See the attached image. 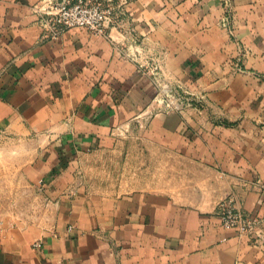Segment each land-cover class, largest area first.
Masks as SVG:
<instances>
[{
	"label": "crops",
	"instance_id": "crops-1",
	"mask_svg": "<svg viewBox=\"0 0 264 264\" xmlns=\"http://www.w3.org/2000/svg\"><path fill=\"white\" fill-rule=\"evenodd\" d=\"M55 1L0 0V132L37 141L44 200L0 264H264V0H128L51 39ZM154 65L203 97L150 112ZM231 197L258 233L223 225Z\"/></svg>",
	"mask_w": 264,
	"mask_h": 264
},
{
	"label": "rangeland",
	"instance_id": "rangeland-1",
	"mask_svg": "<svg viewBox=\"0 0 264 264\" xmlns=\"http://www.w3.org/2000/svg\"><path fill=\"white\" fill-rule=\"evenodd\" d=\"M160 78L156 86L154 102L150 112L183 111L193 106L195 97H199L181 83L166 79L165 73H152ZM200 102V101H199ZM178 107V108H177ZM31 136L18 139L9 133L0 132V175L5 181L0 184V226L7 224H23L36 219L35 214L42 211L44 200L41 198L39 184L34 180V161L38 153L37 141ZM15 144L22 145L21 159L14 158ZM19 149V148H18ZM6 153L5 159L3 154ZM5 162V166L4 163Z\"/></svg>",
	"mask_w": 264,
	"mask_h": 264
},
{
	"label": "built area",
	"instance_id": "built-area-1",
	"mask_svg": "<svg viewBox=\"0 0 264 264\" xmlns=\"http://www.w3.org/2000/svg\"><path fill=\"white\" fill-rule=\"evenodd\" d=\"M128 0H57L44 10L40 24L46 38L57 39L74 28H85L104 34L111 26L119 25L126 15ZM160 70L152 67L154 73ZM178 108V107H177ZM264 189V184L262 185ZM218 216L226 228L240 233H258V221L237 208L233 197L220 204Z\"/></svg>",
	"mask_w": 264,
	"mask_h": 264
}]
</instances>
